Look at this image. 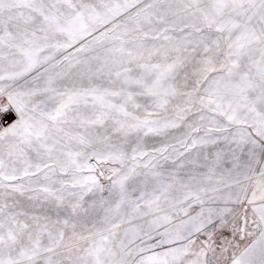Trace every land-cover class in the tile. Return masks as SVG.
<instances>
[{
  "label": "snow or ice",
  "instance_id": "1",
  "mask_svg": "<svg viewBox=\"0 0 264 264\" xmlns=\"http://www.w3.org/2000/svg\"><path fill=\"white\" fill-rule=\"evenodd\" d=\"M0 264H264V0H0Z\"/></svg>",
  "mask_w": 264,
  "mask_h": 264
}]
</instances>
